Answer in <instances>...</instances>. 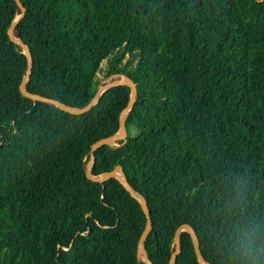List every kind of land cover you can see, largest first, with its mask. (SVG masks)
I'll use <instances>...</instances> for the list:
<instances>
[{
    "label": "trees",
    "instance_id": "obj_1",
    "mask_svg": "<svg viewBox=\"0 0 264 264\" xmlns=\"http://www.w3.org/2000/svg\"><path fill=\"white\" fill-rule=\"evenodd\" d=\"M21 1L28 92L83 108L111 58L106 76L137 85L127 141L99 147L92 172L122 166L145 199L153 264H169L183 224L210 264H264V0ZM20 14L0 0V264H145L140 203L87 175L132 90L108 89L83 115L25 97L27 55L8 34ZM119 52L135 68H116ZM181 249L176 264H200L188 231Z\"/></svg>",
    "mask_w": 264,
    "mask_h": 264
},
{
    "label": "water",
    "instance_id": "obj_2",
    "mask_svg": "<svg viewBox=\"0 0 264 264\" xmlns=\"http://www.w3.org/2000/svg\"><path fill=\"white\" fill-rule=\"evenodd\" d=\"M15 1L17 2V5L21 9V14L14 21L12 26L10 27L8 34H9L11 40L14 41L15 43H17L24 50L25 54L27 55V59H28L27 75H26V77H25V79L22 82L21 87H20L21 92L25 97L31 98L32 100H35V101L55 104L57 106H60L65 111H67L71 114H74V115H83V114L89 112L93 107H95L99 104L101 96L108 89L118 87V86H123V85L131 88L132 97H131V100H130L128 106L123 110L122 115L120 117V130H119V132L115 135H112L110 137L99 140L92 145V147H91V160H90V163H89L88 168H87V175H88V178L94 182H104L110 178H117L125 186L127 191L135 199L138 200V202L140 203V205H141V207H142V209L146 215V218H147V224H146L145 230L143 231V233L141 235L139 245H138V257L142 261L145 260L144 261L145 264H153V262L149 258L148 251L144 245L145 239H146L148 233L152 229L151 212H150V209H149L148 204L146 203L145 199L143 198V196L138 194L133 189V187L128 183L127 176H126L122 166H117L113 171L106 173V174H103V175H100V176H94L93 172H92L93 165L96 162L95 152L97 151V149L99 147L106 146V145L114 146L118 141H123L124 143L127 141V138H128V129H127V124H126L127 116L129 114V112L131 111V109L133 108L135 102L137 101V97H138L137 85L135 84L134 81H132L128 78V80H125V81H116V82H111V83L99 86V89H98L96 95L94 96V98L92 99V101L87 106H85L83 108H81V107H70V106L62 104V103H60L54 99H50V98H47V97H44L41 95L32 94V93L28 92L26 87H27V83L30 80L31 74H32L33 57H32V54L30 52L29 47L22 40L17 39L14 35V31H15L17 23L20 20H22L26 14V7L23 5L21 0H15ZM184 231H188L194 240L195 252H196L199 263L200 264H210L209 262L205 261L203 254H202V250H201L200 240H199L194 228L191 227L189 224H183L178 228V230L175 234V240H174L176 249L172 253L169 264H176L177 258L182 252L181 235H182V232H184Z\"/></svg>",
    "mask_w": 264,
    "mask_h": 264
},
{
    "label": "rangeland",
    "instance_id": "obj_3",
    "mask_svg": "<svg viewBox=\"0 0 264 264\" xmlns=\"http://www.w3.org/2000/svg\"><path fill=\"white\" fill-rule=\"evenodd\" d=\"M116 56H117V58L121 59V62L117 64L116 68L118 67L120 70L126 69L127 70L126 72H128V70L135 68L136 61H135L134 57L130 56L127 53L124 54L123 52H119ZM113 60H114V58L113 59L111 58V59L105 60L103 62L102 70L98 76V81H99L100 86L111 83V82L128 80L127 73L115 74V75L110 76V77L106 76L109 65H110V63L113 62Z\"/></svg>",
    "mask_w": 264,
    "mask_h": 264
}]
</instances>
